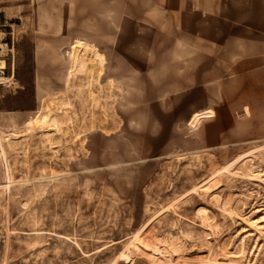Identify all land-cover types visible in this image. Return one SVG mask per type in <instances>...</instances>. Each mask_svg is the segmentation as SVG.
I'll return each instance as SVG.
<instances>
[{
    "label": "rangeland",
    "instance_id": "obj_1",
    "mask_svg": "<svg viewBox=\"0 0 264 264\" xmlns=\"http://www.w3.org/2000/svg\"><path fill=\"white\" fill-rule=\"evenodd\" d=\"M4 3L0 264H264V50H163L136 0Z\"/></svg>",
    "mask_w": 264,
    "mask_h": 264
},
{
    "label": "crops",
    "instance_id": "obj_2",
    "mask_svg": "<svg viewBox=\"0 0 264 264\" xmlns=\"http://www.w3.org/2000/svg\"><path fill=\"white\" fill-rule=\"evenodd\" d=\"M7 12L19 13L24 5L32 3L65 2L75 3V12L82 2H107L113 4L105 15L115 19L116 0H5ZM135 1V0H132ZM146 4L147 18L157 20L162 34L173 37L163 50L174 51H213V50H264V0H136ZM250 20V31L245 30V21ZM229 28H235L229 31ZM159 31V32H160ZM231 33V35H229ZM229 35V36H228ZM232 41L239 46H215ZM85 47V42L78 38L71 49ZM99 60L102 61V59Z\"/></svg>",
    "mask_w": 264,
    "mask_h": 264
},
{
    "label": "built area",
    "instance_id": "obj_3",
    "mask_svg": "<svg viewBox=\"0 0 264 264\" xmlns=\"http://www.w3.org/2000/svg\"><path fill=\"white\" fill-rule=\"evenodd\" d=\"M16 21L8 22L6 20L2 5L0 4V76L5 74L6 70V57L4 53V45L12 51L14 48L15 40L18 35ZM1 81V79H0Z\"/></svg>",
    "mask_w": 264,
    "mask_h": 264
},
{
    "label": "bare ground",
    "instance_id": "obj_4",
    "mask_svg": "<svg viewBox=\"0 0 264 264\" xmlns=\"http://www.w3.org/2000/svg\"><path fill=\"white\" fill-rule=\"evenodd\" d=\"M5 46V45H4ZM0 79H2V77L0 76ZM0 83H2V81H0ZM60 120H62V117L60 118ZM80 134V133H79ZM41 142V141H40ZM48 165V164H47Z\"/></svg>",
    "mask_w": 264,
    "mask_h": 264
}]
</instances>
